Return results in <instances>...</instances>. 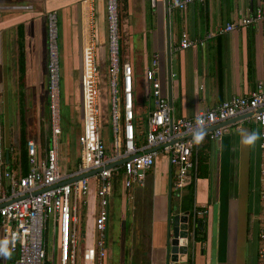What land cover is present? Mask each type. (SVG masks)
<instances>
[{"label": "crops", "instance_id": "crops-1", "mask_svg": "<svg viewBox=\"0 0 264 264\" xmlns=\"http://www.w3.org/2000/svg\"><path fill=\"white\" fill-rule=\"evenodd\" d=\"M169 2L118 0L120 57L133 69L134 123L141 127L140 112H146L144 129L154 109L144 74L154 58L158 61L161 94L169 99L173 118L192 117L232 96H246L256 83L264 82V20L258 25L220 31L227 23L239 22L264 0H206L182 11L169 10ZM12 5L28 8H8L0 17V131L5 158L9 167L22 173L20 137L17 140L20 127L16 123L10 126L14 112L21 108L33 120L26 131L37 143L39 159L44 158L49 146L46 13L54 10L60 37L61 168L72 171L80 156L81 76L88 49L98 69L100 132L108 150L112 145L107 0H0V6ZM182 32L194 41L186 49L178 48ZM19 43L23 45L22 59ZM107 123L109 136L102 132ZM226 128L219 139L206 136L194 148L196 156H204L200 167L204 177L193 180L190 171L184 187L172 185L170 196L173 168L163 151L145 173L143 186L126 187L125 176L119 173L110 198L106 264L257 263L262 209L260 128L253 118ZM253 133L255 139L246 142ZM192 180L194 201L190 203ZM89 186L78 209V224L84 219V227L78 229L83 239L78 264H84L83 251L92 247L96 236V181L91 179ZM169 208L187 211L192 226L189 231L198 230L192 237L190 232L192 252L178 255L175 261H170L165 251ZM195 214L197 221L193 222ZM5 250L0 254V264H12L14 255L7 259Z\"/></svg>", "mask_w": 264, "mask_h": 264}, {"label": "built area", "instance_id": "built-area-1", "mask_svg": "<svg viewBox=\"0 0 264 264\" xmlns=\"http://www.w3.org/2000/svg\"><path fill=\"white\" fill-rule=\"evenodd\" d=\"M205 1L170 0L168 9L182 11L191 4ZM8 8L25 9L28 5L0 6V17L2 11ZM263 20L264 4L251 10L239 22L227 23L220 31L229 32L239 27L258 25ZM107 31L112 145L108 150L100 132L98 69L88 49L84 55L81 76L82 126L78 137L80 156L76 167L65 172L61 168L60 158L62 124L58 17L54 10L46 13L49 146L44 158L39 159L37 143L28 139L27 172L22 174L19 169L9 167L0 131V242L4 243L9 254L14 255L12 264H78V209L80 203H83L82 197L89 192L91 179L97 183L96 236L92 247L83 251V261L84 264H106L107 223L117 169L122 167L126 187L133 184L143 186L145 173L154 166L158 152L163 151L173 168V186L180 189L184 187L189 172L194 168L192 156L196 145L206 136L211 140L219 139L227 131L226 125L221 124L244 114H251L248 118H253L260 128L262 209L256 264H264V82L256 83L246 96H232L213 107L202 108L192 117L173 118L171 103L161 94L157 77L158 61L154 58L144 74L154 98V109L146 120L145 143L136 146L133 69L120 57L117 0H107ZM193 42L186 32H182L178 48L186 49L192 46ZM214 125L219 127L207 133L203 132ZM161 145L165 146L159 150L145 152ZM137 153L141 155L120 166L110 167L115 162ZM94 170L99 172L60 184ZM48 239L55 241L54 259L50 253ZM49 255L52 258H49Z\"/></svg>", "mask_w": 264, "mask_h": 264}, {"label": "water", "instance_id": "water-1", "mask_svg": "<svg viewBox=\"0 0 264 264\" xmlns=\"http://www.w3.org/2000/svg\"><path fill=\"white\" fill-rule=\"evenodd\" d=\"M250 116L251 114H244V115H240V116L228 119L224 123H222L221 126L229 125L237 121H242ZM218 127L219 125H214L208 129H205L203 132L207 133V132L217 129ZM164 146L165 145H161L151 150H146L145 152L159 150L163 148ZM139 155H141V153H137V154L131 155L128 158L121 159L115 162L114 164L110 165V167L120 166L126 161L133 159ZM7 157H8V153H7ZM96 172H99V170H94L87 174L73 177L69 180L61 182L60 184L70 183L82 177L91 176L95 174ZM172 185H173V181H172V175H171L170 182H169V196L171 195ZM168 210L169 211H168V217H167L168 219L167 220V239H166V244H165V251L167 253L169 260L175 261L178 259V255H184V254H188L192 252L191 250H193V248L191 249L192 247L191 245L193 242L190 243V238H189L190 237V231H189L190 227H189V222H188L189 213L187 211L180 213L175 210H171L170 208ZM191 237H192V233H191Z\"/></svg>", "mask_w": 264, "mask_h": 264}, {"label": "trees", "instance_id": "trees-1", "mask_svg": "<svg viewBox=\"0 0 264 264\" xmlns=\"http://www.w3.org/2000/svg\"><path fill=\"white\" fill-rule=\"evenodd\" d=\"M117 3H118V0H117ZM22 48H23L22 43H19L21 59H22ZM19 61H20V68L22 69V67H23L22 60L19 59ZM145 138H146V129H144L143 126L136 127V125H135V138H134L135 145L141 146L142 144H144ZM28 139H29V136H28L27 131H26V125L22 124V125H20V148H19V154H18L19 155V163H20L21 169H22V174H25V172H27V170H28V156H27V150H26V143H27ZM195 153H196V151H195ZM195 153L193 151L192 157H193V161L195 164L194 168L191 170L193 173V176H192L193 180L195 178L204 177V175L202 173H200V167L202 166V160H203L204 156H202V155L196 156ZM194 156H195V159H194ZM121 172H122V167H119L117 169L115 175H114V181H115L114 184H117V182H119V179H120L119 173H121ZM193 180L190 183V189H191L190 190V203H193V201H194V196H193V194H194V181ZM196 210L198 211L199 209L196 208ZM193 218L194 219H192L191 221L196 222L197 221L196 214L194 215ZM191 224H192V222H191ZM190 230L192 231V226H191ZM197 231L198 230L196 228H193V232H191V233L192 234L194 233L197 235L198 234ZM201 239L204 240V237L202 236ZM49 258H52V256L49 255Z\"/></svg>", "mask_w": 264, "mask_h": 264}, {"label": "rangeland", "instance_id": "rangeland-1", "mask_svg": "<svg viewBox=\"0 0 264 264\" xmlns=\"http://www.w3.org/2000/svg\"><path fill=\"white\" fill-rule=\"evenodd\" d=\"M59 41H60V37H59V26H58V48H60L59 47ZM59 55H60V50H59ZM142 106H140L139 107V110L140 111H142V109H140ZM135 110V109H134ZM140 114H141V117L143 118L141 121H139L140 122V124L143 126V128H145V119H146V112H140ZM100 117H101V114H100ZM105 119H107L106 118V114H105ZM108 121H110V119L108 120ZM25 122V123H24ZM29 122H33V120H29L28 119V112L27 111H25V110H23L22 108L19 110V111H15L14 112V114H13V118L10 120V126L11 127H13V124H15L16 123V125H17V127L19 128L20 127V125H22V124H25L26 126H27V124L29 123ZM110 124L109 123H107L106 125H104V128H103V130H102V132L104 133V134H106L107 136H109V134H110ZM19 137H20V132H19V130H18V134H17V140L19 141ZM189 178V177H188ZM145 181V180H144ZM146 182V181H145ZM121 185V184H120ZM142 190V189H141ZM114 221H115V223L117 222V217H115L114 218ZM80 226L83 228L84 227V219L82 218V220H81V222L78 224V228H77V232H78V238H80V240L78 241V245H77V259H78V254H79V249H81V246H82V244H83V239H82V236H81V233H79V228H80ZM114 227L115 228H117V224L116 225H114ZM54 243H55V241H54V239H48V244H49V246H50V253H52L53 254V259H54V249H55V247H54ZM2 244V246L0 247V254L3 252V250H4V243H2V242H0V245ZM2 250V251H1ZM56 250V249H55ZM5 253H6V256H7V259H9V257L11 256V254H9V252L8 251H6L5 250ZM55 255H56V253H55ZM79 262V261H78Z\"/></svg>", "mask_w": 264, "mask_h": 264}, {"label": "clouds", "instance_id": "clouds-1", "mask_svg": "<svg viewBox=\"0 0 264 264\" xmlns=\"http://www.w3.org/2000/svg\"><path fill=\"white\" fill-rule=\"evenodd\" d=\"M255 139V134L253 133L251 136L248 137V140L246 142L252 141Z\"/></svg>", "mask_w": 264, "mask_h": 264}]
</instances>
